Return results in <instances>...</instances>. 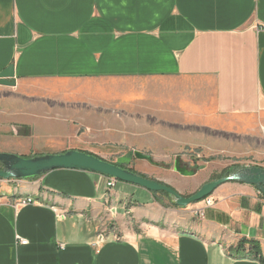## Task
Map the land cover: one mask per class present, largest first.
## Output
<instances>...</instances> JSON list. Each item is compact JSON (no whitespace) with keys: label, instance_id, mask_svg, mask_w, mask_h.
Wrapping results in <instances>:
<instances>
[{"label":"crops","instance_id":"0c3cea01","mask_svg":"<svg viewBox=\"0 0 264 264\" xmlns=\"http://www.w3.org/2000/svg\"><path fill=\"white\" fill-rule=\"evenodd\" d=\"M10 67L1 153L100 156L92 142L131 169L136 152L162 161L203 148L241 168L249 161L231 159L264 154V0H0V74ZM108 180L0 179V264H264L250 251L257 243L264 260L255 186L174 207Z\"/></svg>","mask_w":264,"mask_h":264},{"label":"water","instance_id":"95a60500","mask_svg":"<svg viewBox=\"0 0 264 264\" xmlns=\"http://www.w3.org/2000/svg\"><path fill=\"white\" fill-rule=\"evenodd\" d=\"M14 77L13 67H10L0 74V85L14 86L15 82L11 81ZM135 157L153 164V159L150 155L136 152ZM55 170H77L99 174L113 178L118 182L143 188L152 193H165L177 207H187L201 202L210 197L221 185L229 182L255 186L264 195V168L258 166L244 167L233 171L226 177L204 184L196 193L186 197L164 183L142 177L131 170L124 169L98 156L82 151L69 150L59 154L32 158L0 152V179L32 180ZM174 171L183 177H192L196 174L182 165L180 156L174 161Z\"/></svg>","mask_w":264,"mask_h":264},{"label":"rangeland","instance_id":"374dc122","mask_svg":"<svg viewBox=\"0 0 264 264\" xmlns=\"http://www.w3.org/2000/svg\"><path fill=\"white\" fill-rule=\"evenodd\" d=\"M87 144L91 146L86 145L85 148L92 150L98 155H100L98 156L99 158L105 161L111 162L115 165L123 166L124 169L131 170L134 173L142 177L156 180L164 184L169 183V184L175 185L177 188H174L166 184L170 186L171 188L175 189L182 196H186V197L191 196L194 193H196L204 184L208 182L216 181L223 177H226L230 175L233 171L237 169H241L240 164L229 165L230 164L228 162L229 160L225 159L224 157H221L219 155L205 156L203 148H193V150L185 151L182 154H179V156L181 155L180 157H181L182 165L186 166L189 170H192L197 174L195 179L183 177L179 173H175L174 161L176 160L178 156L177 157L172 156L169 159L162 160V161L157 160L156 158H152L155 164L153 165L150 164L149 168L135 170L133 166L136 160V158L134 157V153L133 154L130 153L132 157L130 159L129 165L133 167L131 169V168H127L126 166L122 164H119L118 162H115L114 159H117L119 155L110 154V152L107 151L105 146H97L92 142L91 144L90 143H87ZM121 152L123 153L125 152V150H121ZM89 154H92V153H89ZM116 154H119V153H116ZM92 155H95V154H92ZM146 155H149V154H146ZM241 155L242 156L238 157V159L236 158L231 159L233 163H236V162L243 163L244 162V164H246V162L249 161L247 165H249L250 167L258 166V167L264 168V154L262 152L259 154L258 152H256V154H241ZM248 156H250L251 158H249ZM172 172H174L177 175L172 174ZM143 173H146V174H143ZM154 195H155L157 202L165 206L168 205L166 203H169L171 206H174L172 199L168 197L167 195L162 194V193H158V194L154 193ZM201 202H203V200ZM246 245H247V242L245 246Z\"/></svg>","mask_w":264,"mask_h":264},{"label":"trees","instance_id":"16d2710c","mask_svg":"<svg viewBox=\"0 0 264 264\" xmlns=\"http://www.w3.org/2000/svg\"><path fill=\"white\" fill-rule=\"evenodd\" d=\"M153 164H155V163L153 162ZM117 166L124 168L123 166H120V165H117ZM237 170H239V169H237ZM237 170H235V171H237ZM157 194H158V193H157ZM162 194H165V193H162ZM165 195H167V194H165ZM167 196H168V195H167ZM168 197H169V196H168ZM173 204H174V206H176L174 202H173ZM176 207H177V206H176ZM250 243H251V250H250V251L253 252L254 255H255L256 257H258L259 260H260L261 262H263L264 260H263V258H262V256H261V252H260V247H259V245H258L257 243H255V242H250ZM245 244H246V242H245L244 240L241 241V242L239 243V245L237 246L236 250H237V251H240V249H241L242 247H244ZM241 246H242V247H241Z\"/></svg>","mask_w":264,"mask_h":264},{"label":"built area","instance_id":"2783aa9c","mask_svg":"<svg viewBox=\"0 0 264 264\" xmlns=\"http://www.w3.org/2000/svg\"><path fill=\"white\" fill-rule=\"evenodd\" d=\"M117 180L113 179V178H109L108 182H107V187L109 189H114L116 187L117 184ZM33 203V200L31 198L29 199H23L19 202L20 205H27V204H31ZM203 216V214L201 215ZM103 238V236L101 237V239ZM21 244L25 245L26 242L25 241H21Z\"/></svg>","mask_w":264,"mask_h":264}]
</instances>
